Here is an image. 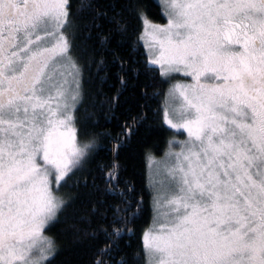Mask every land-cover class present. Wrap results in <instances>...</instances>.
Segmentation results:
<instances>
[{
  "label": "snow or ice",
  "instance_id": "snow-or-ice-1",
  "mask_svg": "<svg viewBox=\"0 0 264 264\" xmlns=\"http://www.w3.org/2000/svg\"><path fill=\"white\" fill-rule=\"evenodd\" d=\"M165 8L166 25L144 18L157 49L149 63L191 77L172 89L179 122L165 114L188 139L170 154L167 210L154 196L144 246L158 264H264V0ZM71 15L70 0H0V264H52L43 230L70 202L57 193L95 143L77 142L83 72ZM123 203L127 223L132 203Z\"/></svg>",
  "mask_w": 264,
  "mask_h": 264
},
{
  "label": "trees",
  "instance_id": "trees-1",
  "mask_svg": "<svg viewBox=\"0 0 264 264\" xmlns=\"http://www.w3.org/2000/svg\"><path fill=\"white\" fill-rule=\"evenodd\" d=\"M70 4L69 38L83 72L77 139L80 146L95 143L60 189L70 202L44 229L56 245L52 264H146L143 236L153 217L148 160L162 156L174 134L164 122L169 78L148 63L140 33L143 16L165 18L156 0ZM125 200L132 203L127 223Z\"/></svg>",
  "mask_w": 264,
  "mask_h": 264
},
{
  "label": "rangeland",
  "instance_id": "rangeland-1",
  "mask_svg": "<svg viewBox=\"0 0 264 264\" xmlns=\"http://www.w3.org/2000/svg\"><path fill=\"white\" fill-rule=\"evenodd\" d=\"M156 1L161 7L165 21L162 23L153 22L144 16L142 17V31L140 33V41L144 47V51L146 53V58L148 63L151 58H154L150 56V53L157 51V49L153 48V45H155L156 42L153 39V36L151 34V29L149 25L145 23L144 18H146L147 21H149L152 25H166L168 22V16L166 15V8H165V0H156ZM153 66L158 67V69L160 70L159 65H153ZM164 77L169 78V82H170L167 89L166 101L164 105V122L173 131L172 134H174V136L169 140L166 151L162 156L149 157L148 160V182L153 191V197L156 196L160 200V205L157 206L160 208V212L167 210L165 207H163L164 199L165 196H169L170 187L174 185V178L169 174L168 168L175 163V156L170 154L179 152L181 150V142L188 139V134L185 129L173 128L168 123H166L165 114L166 112H168L170 118H172L174 121L179 122V117H180L179 110L181 109V106L183 104V99L182 97L179 96L178 93L173 95L172 89L173 86L178 83L187 84L192 82L191 77L185 76L183 73H170L169 75ZM78 145L80 146L79 143ZM57 195L63 197L60 190L57 193ZM158 215H159L158 213H154V204H153V217L145 233L150 231L151 228L154 226L155 223L154 216H158ZM155 227L158 228L159 224H155ZM43 235L48 237L44 233V230H43ZM144 251L146 257V264H158V260H159L158 255L157 256L151 255L149 251L145 248V246H144Z\"/></svg>",
  "mask_w": 264,
  "mask_h": 264
}]
</instances>
